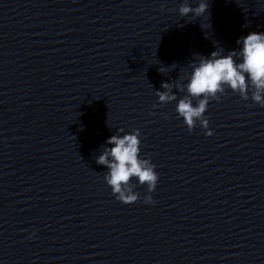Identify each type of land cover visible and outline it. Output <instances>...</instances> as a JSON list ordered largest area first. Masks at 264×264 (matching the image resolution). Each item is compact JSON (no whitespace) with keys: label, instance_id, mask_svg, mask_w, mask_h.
<instances>
[{"label":"clouds","instance_id":"clouds-1","mask_svg":"<svg viewBox=\"0 0 264 264\" xmlns=\"http://www.w3.org/2000/svg\"><path fill=\"white\" fill-rule=\"evenodd\" d=\"M208 9V0H198L196 7L184 0L178 11L181 17L192 15L197 18L208 13ZM236 43L240 45L239 49L227 54L217 47L209 56L196 55L198 58L189 65L192 71L187 83L176 85L180 92H186L181 98L178 99L173 85L168 82L161 84L163 90L156 91L161 104L178 100L176 112L189 131L197 126V122L208 129V118L204 114L209 102L219 101L228 89L238 93L243 100L251 99L264 107V33L250 32ZM159 71L162 73L161 68ZM118 131L124 133L123 128ZM206 134L211 136L212 132L207 131ZM140 143L139 129L123 135H112L106 141V145L111 147H104L102 154L96 158L97 164L108 169L104 179L111 187L112 194L124 204H133L139 199V193L130 187L133 178L139 185H146L149 193L155 190L159 180L155 165L150 159L141 158ZM144 202L155 203L151 195L146 196Z\"/></svg>","mask_w":264,"mask_h":264}]
</instances>
